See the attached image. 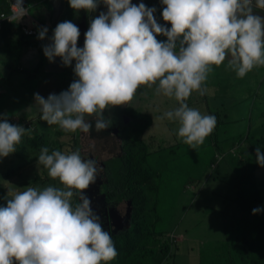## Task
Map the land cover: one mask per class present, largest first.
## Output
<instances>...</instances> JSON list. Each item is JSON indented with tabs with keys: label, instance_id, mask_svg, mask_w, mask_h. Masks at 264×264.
I'll list each match as a JSON object with an SVG mask.
<instances>
[{
	"label": "clouds",
	"instance_id": "clouds-1",
	"mask_svg": "<svg viewBox=\"0 0 264 264\" xmlns=\"http://www.w3.org/2000/svg\"><path fill=\"white\" fill-rule=\"evenodd\" d=\"M103 3L108 11L91 20L82 48L76 24L57 22L50 30L33 16L44 27L31 38H51L53 43L43 48L45 56L50 62L61 57L63 66L75 60L73 71L78 77L59 94L47 98L34 94L40 119L65 133H88L93 124L86 117H94L95 130H107L112 120L105 117L106 109L130 105L141 86L155 85L157 96L178 103L159 119L178 123L177 137L196 149L212 134L217 119L186 101L193 92L206 93L203 86L213 66L220 67L226 59L227 69L241 79L264 66V17L253 14V7L264 9V0H256L255 5L253 0H162V17L170 28L157 22L155 7L137 6L132 0ZM69 4L77 12L98 7L97 0H69ZM16 7L24 9L21 0ZM48 30L52 37H46ZM158 35L167 40L159 41ZM27 131L6 116L0 120V157L15 152ZM256 158L264 167L259 147ZM96 161L79 149L66 153L41 148L38 169L43 166L62 186L9 189L7 205L0 207V264H108L115 259L117 239L113 243L104 230L85 192L99 179ZM74 195L79 196L75 204ZM261 211L252 210L253 214ZM129 213L127 232L133 227L131 208Z\"/></svg>",
	"mask_w": 264,
	"mask_h": 264
},
{
	"label": "trees",
	"instance_id": "trees-1",
	"mask_svg": "<svg viewBox=\"0 0 264 264\" xmlns=\"http://www.w3.org/2000/svg\"><path fill=\"white\" fill-rule=\"evenodd\" d=\"M37 5L51 9L50 0H38ZM153 7L156 8L154 16L158 17L162 14L165 6ZM9 11V0H0V14H8ZM67 16L69 14L66 12L65 6V11L60 17V22L67 19ZM38 20L43 23L42 19L39 18ZM17 33H19L21 38H15ZM30 48L36 49L37 51L39 48L42 51L35 39L20 34V26L18 24L8 23L6 21L0 23V62L6 66L7 73H9V69L10 71L18 69L22 63V54ZM261 67H263L264 71V66ZM2 69L0 66V70ZM22 70L25 69L23 68ZM35 70L38 71L36 73L38 77V75H41L42 66H37ZM26 71L31 72V70ZM47 72L52 74L54 79L57 80L59 78L58 76L66 72V70ZM3 77H5L4 73L1 74V78ZM259 85L260 90H255L251 98L249 113L244 122V132L238 134L234 140H232V137L230 139L224 138L222 141L221 137L218 134L216 135V133L210 137L214 141L213 145L217 152H219L218 154H221L223 157L227 155L229 162L227 168L229 167L230 169L228 172L230 182L227 185L233 188L230 206L236 205L237 215L235 219L226 218L227 233L230 231L237 232L239 230L242 232L238 240L235 239L229 243V250L232 253L230 259H226L220 263L216 262V264H264V176L259 177L258 175V168L264 167L256 163V148H261V152L264 153V78ZM0 94L2 93L0 92ZM210 110L215 112L214 115L217 119L216 127L226 124L225 119H228L230 116L228 112L226 113L225 110H222L224 112L222 115L220 109H212L211 106ZM5 116L11 124L24 127L25 129H29V131L22 136L21 142L23 144L17 145L19 151L15 155L19 158L18 162H14L7 157L4 159L0 157V207L7 205V199L10 198L8 196L9 189L12 192H18L25 190L27 186L34 187L32 182L37 181L29 175L28 169L26 171L24 168V164L32 162L34 157L37 154L39 155L41 148H50L54 145L55 139L53 136H62V133L51 129L52 125L44 126L36 118H20L18 120L16 117H10L5 114L0 117V120ZM134 122L137 123V118ZM91 123L93 124V128L91 129L90 136L100 147L99 150H102L104 153L105 146L110 145V141L117 145L116 151H110L109 161L104 162V164H116L125 171V173H118V178L114 179L117 187L115 190L110 191L108 202L115 201L119 197H122L124 202L128 200L130 206L128 203L127 205L131 208L133 221L131 230L119 234L116 237L117 243H115L116 239H114L113 243H115L114 245L118 254L108 264H173L174 252L176 246H178V240L172 239L170 232H165L158 228L161 220H155L153 222L146 217L147 211L157 205L160 188L155 179V174L149 173L141 163L143 162L142 160L149 158L151 154L133 153L135 147L145 146L144 141L138 138L124 140L123 137L129 132L126 130L124 123L120 124L119 135H116L114 131V127L117 125L113 123V120L112 126L109 129L100 132L95 130V122ZM151 124V118H141L138 123L139 127H142L138 133L139 138L143 136L145 130ZM90 136L88 137V142ZM117 139H120L121 143ZM71 147L73 151L80 150V139H74ZM235 147L236 149H234ZM49 150H54V148ZM230 150L235 151V153H225ZM80 153L86 152L80 151ZM178 156V153H171L170 158L178 159ZM193 156L196 158L194 154ZM216 158L217 155L215 159L213 158L211 164H216ZM204 167L205 175L199 180V183L206 180L207 177L214 180L220 179L221 174H215L213 170L206 176V169L211 166L204 163ZM159 176L162 177L161 175ZM55 181L52 186L58 187L60 183L58 180ZM40 187L44 188L46 186L41 185ZM120 200L121 198H119ZM76 201H78L77 195H74L73 202ZM254 208H261L262 211L251 215L250 212ZM241 213H244L246 217L243 219L237 218ZM254 216H256L255 220L258 222L257 225H251L247 222V218H253ZM244 230H246L245 233L243 232ZM171 257H173V262L169 261Z\"/></svg>",
	"mask_w": 264,
	"mask_h": 264
},
{
	"label": "rangeland",
	"instance_id": "rangeland-1",
	"mask_svg": "<svg viewBox=\"0 0 264 264\" xmlns=\"http://www.w3.org/2000/svg\"><path fill=\"white\" fill-rule=\"evenodd\" d=\"M37 2L38 0H28L31 16H34L36 13ZM157 39L163 42L167 40V37L158 35ZM226 66L227 59L220 67L213 66L214 70L209 74L208 80L203 86L207 89L206 93L203 95V100L197 99L193 102L194 96L198 97L199 95L198 92H193L191 97L186 101L190 107L198 109L202 114L214 115L210 111V113L208 112V103L212 109L218 108L220 109V112L225 110L226 113H229V118L225 119L226 124L219 125V127H216V125L213 130L221 137L222 141L224 138L230 139L232 137V140H234L238 134L244 132V122L249 113L252 95L255 90H260L259 84L264 78L263 67L254 68L241 79L237 78L235 72L228 70ZM155 87V85H153L152 88L141 86L136 93L138 96L140 93L143 97L148 96L140 103L135 104L136 108L141 109L136 110L141 112L137 114V123L131 122L128 124V117H125L124 119L112 117L114 124L121 123L123 120L126 130L129 131L127 135L123 137L124 140L136 139L139 137L138 133L141 131L142 127L140 128L138 123L141 118L149 119L154 117L162 123L160 127H154V129L144 137V141L148 145V154H151V156L144 161L142 160L143 162L141 163L149 173L155 174V179L160 188L157 197V205L147 211L146 217L153 222L155 220H161L158 228L165 232H170V236H173L178 240L179 251L178 254H176V257H178V264H216V262H224L226 259H230L232 253L229 250V243L230 241L232 242L235 239L238 240L241 237L242 232H240V230L227 233V226H225L223 233L220 234L215 241L206 244L201 250H198L197 248L200 246L201 242L206 241L204 237L207 235L205 229L209 230L210 228V225L208 224L217 220L221 212H227V215L232 217H236L237 215L236 206L230 207L233 188L227 185V183L230 182L228 173L230 169L229 167H226L229 163L227 155L223 157L221 154H218L219 152H217L213 145V139H210L212 134L196 149L190 148L182 141L173 142L172 140L176 138L175 133L179 127L178 123L167 119L160 120L159 117L163 115L164 112L178 107V103L172 99L166 106L162 102H160L161 104H156V98L160 101L161 97L164 96H157L154 91ZM167 100L169 101L170 98H167ZM146 109L151 110L147 113ZM223 113L224 112H222V115ZM217 130H219V133ZM132 131L133 135L130 134ZM71 138L72 137L66 136L60 139L63 143H69L68 145L71 146ZM234 149H236V147ZM233 150L225 153H235ZM134 153H144V151L134 148ZM171 153H178L179 158L171 159ZM91 155L98 156L97 153H91ZM216 155L217 162L211 171L213 170L215 174L220 173V179L214 180L207 177L206 180L199 183V180L205 175L204 163L210 166ZM4 158L6 157H1V159ZM7 158L12 159L14 162H18L19 160L18 156L14 153H10ZM103 158L107 161L110 158V155H104ZM37 159L38 154L34 157L33 161ZM29 166L30 163L24 164V167L27 169ZM258 169L259 177H263L264 168ZM206 170L207 176L211 171L209 170V167ZM29 174L32 178L41 176V180L34 185V187L43 189L40 186L44 180H47L44 186L47 187L54 185V183H51L50 180H48L52 178H46L49 177L47 169L43 166H40L38 169L37 162L33 163ZM187 184L189 185L186 187ZM61 186L62 185L59 184L58 187ZM194 190L197 191L193 193ZM197 192H199V199L211 206V209H196L192 207ZM186 195H188L187 201L190 205L191 212L187 219L183 220L180 217L182 211H179V207L183 205ZM222 195L224 196L227 205L225 208L222 206ZM250 213L251 215H255L252 211ZM245 217L244 213H241L237 218L243 219ZM255 217L256 216L253 218H247V222L251 225H257L258 222L255 220ZM243 232L245 233L246 230Z\"/></svg>",
	"mask_w": 264,
	"mask_h": 264
},
{
	"label": "crops",
	"instance_id": "crops-1",
	"mask_svg": "<svg viewBox=\"0 0 264 264\" xmlns=\"http://www.w3.org/2000/svg\"><path fill=\"white\" fill-rule=\"evenodd\" d=\"M65 2H66V12H68L69 16H67V19H65L64 21H68V19L73 15L74 9L70 7L69 0H65ZM27 4H28V0H27ZM33 6H35V5H33ZM161 6H165V5H161ZM9 10H10V4H9ZM52 11H53L52 6H51V9H49L47 7H44V6H38L37 5V10H36V13L34 15V17H36L37 19H39V18L42 19L43 24L46 25L48 28H50V30L52 27ZM82 11H83V9L79 10L78 12H75V14L81 13ZM30 12H31V10H30ZM9 13H10V11H9ZM155 18L157 19L158 23L162 24V26H166L168 28L171 27V24L169 22H166L163 20L162 14L159 15L158 17H155ZM58 23H60V19H59ZM58 23H57V25H58ZM75 24L79 27L80 25H82V22L77 21V22H75ZM20 34H21V27H20ZM80 34H81V40L83 42H85V35H83L82 30H80ZM15 38L16 39L21 38L19 33H17V36ZM78 45L80 46V37L78 40ZM21 59H22V63L19 65L18 69H13L12 71H10V69H9V73L6 72L7 71L6 66H4L0 62V66L3 68L2 70H0V92L2 93V94H0V117L6 114V115H9L10 117L11 116L16 117V119H18V120H20V118H27V119L28 118L29 119L30 118H34V119L36 118L39 120V122L42 125L50 126V125H48L47 121L40 119L41 113L39 111V106L37 104H35L36 101L34 98V94L39 93L44 98H47L52 93L59 94L60 92L67 90L69 88L70 84L75 79H78V77L75 76V73L73 71L76 62L74 60L72 62L71 66H65L66 72L61 73L58 76L59 78L56 80V79H54L52 74L48 73L47 71H44V67L45 68L49 67L50 61L48 60V58L45 55L42 54V51H40L39 48H38V51L36 49H32V48L25 50L24 53L22 54ZM46 61H47V63L45 64ZM37 66H42L41 75H38V77L36 76V73L38 71L35 70V68ZM23 68L25 70H22ZM26 70H31V72L26 71ZM3 73H4V76L6 78L3 77L1 79V74H3ZM138 91H139V89L137 90V92ZM147 97L148 96L143 97V95L141 93L139 94V96L135 95V97L132 100V102L130 103V105H122V106H116V107L108 108L105 110L104 115L106 118H111V120H113V118L124 119L125 117H128V120H129L128 124H130L131 122H134V120L136 118L138 120L137 114L141 113V112L136 111V110H141V109L136 108L135 104L140 103L144 98H147ZM197 99L203 100L204 99L203 95L199 94L198 97L194 96L193 102H195V100H197ZM156 100H157L156 104H161L160 102H162L166 106V105H168V103L172 99H170L168 101L167 97H161L160 101L157 98H156ZM132 106H134V107H132ZM207 108H208V112L210 111L213 114L215 113V112L210 110L209 103L207 105ZM151 109H146L147 113ZM151 119H152L151 126L147 130H145L144 136H142L141 138L138 137L139 140L142 139L144 141L145 140L144 137L146 135H148L154 129V127L158 128L162 125V123H160L158 119H156L154 117H152ZM86 120L89 122H95L94 117H86ZM121 123H123V120ZM121 123L116 124L117 126L114 127V131H115L116 135H119V132H120L119 127H120ZM51 129L53 131H57V132L62 133V136L61 137H56V136L54 137L53 136V138L55 139V142L53 143L54 145H52L49 149L54 148V150H61L62 152H66V153L73 151L72 147L68 145L69 143H63L60 139L62 137L69 136V137H72L71 141H73L74 139H80V142H81L80 151H85L87 153H97L98 156H95L96 158H99L101 156L103 157L104 155H109L111 150L116 151L117 145L115 143H113L112 141H110V145L105 146L106 149H105L104 153L102 152V150H99L100 147L97 145L96 141L94 139H92L90 136L91 130L88 133H83L80 130H77L75 133H65L56 125H52ZM217 132L219 133V130H217ZM214 133L215 132L213 131L212 134H214ZM130 134L133 135V131ZM216 135H217V133H216ZM89 136H90V140L88 142ZM175 136H176V138L172 140L173 142L181 141L177 137V132L175 133ZM117 141L119 143H121L120 139H117ZM143 143L145 145L144 147H135V148H138L139 150L144 151V153H149L147 143L145 141ZM21 144H23V142H21ZM17 151H19V149H16V151L13 153L16 154ZM49 151H52V150H49ZM133 153H134V151H133ZM114 155H116V153H114ZM107 161H109V159ZM107 161H104V162H107ZM36 162H37V160L30 162L28 172H30V168L33 165V163H36ZM214 165L215 164H213V163L210 165L211 166L209 168L210 171L214 167ZM108 166H109V177L111 179V185L109 186V189L107 191L108 195H109L110 191L115 190V188L117 187V184L115 183L114 179L118 178V173H125V171L123 169L119 168L116 164L108 165ZM227 166L228 165H226V167ZM24 168L27 171V168L26 167H24ZM46 178H50V177H46ZM35 179L37 182H32L33 185H36L41 180V176H37ZM48 180H50L51 183L56 182L53 179H48ZM46 182H47V180H44L41 183V185H44ZM195 191H197V190H194L193 193H195ZM198 194H199V192H197L195 194L196 198H195V201H194L192 207H194L196 209H211V206L204 203L203 200L199 199ZM119 198H121L120 201H119ZM119 198H117L113 202L118 204V206L121 207L123 209V211H125V207H126L127 203L129 204V202H128V200L126 202H124V199L122 197H119ZM187 198H188V195H186V197L184 198L183 205L181 207H179V211L180 210L182 211L180 217L183 220H186L189 213L191 212L190 205L187 201ZM77 199H78V201L73 202V204L79 202V196L78 195H77ZM221 199L223 201L222 206L224 208L227 207L226 201H225V198L223 195L221 196ZM234 206H236V205H234ZM234 206H232V207H234ZM151 207H152V205H151ZM226 218L235 219V217L227 215V212H221L219 215V218L217 220H214L211 224H208V225H210V228H209V230L205 229V233L207 235L204 238L206 239V241L200 243V246L197 248L198 250H201V248L203 246H205L206 244L215 241L217 239V237L223 233L225 226H227V223L225 221ZM126 232H127V230H126ZM170 237L172 239H175L173 236H170ZM181 241H183V240H181ZM181 241H179V242H181ZM178 251H179V247L176 246V250L174 252L175 255H174V263L173 264H178V257H176V254H178ZM169 261L173 262V257H171V259ZM166 263H167V261H166Z\"/></svg>",
	"mask_w": 264,
	"mask_h": 264
},
{
	"label": "flooded vegetation",
	"instance_id": "flooded-vegetation-1",
	"mask_svg": "<svg viewBox=\"0 0 264 264\" xmlns=\"http://www.w3.org/2000/svg\"><path fill=\"white\" fill-rule=\"evenodd\" d=\"M96 166L99 172L98 181L91 184L85 190L86 195L91 199V204L94 212L100 217V223L105 231H108L112 240L116 239L119 234L128 230L131 226L130 207L126 205L125 211L113 201L108 202V189L111 185L109 177V168L106 167L102 156L97 158ZM123 218L124 222L121 224L120 220Z\"/></svg>",
	"mask_w": 264,
	"mask_h": 264
},
{
	"label": "water",
	"instance_id": "water-1",
	"mask_svg": "<svg viewBox=\"0 0 264 264\" xmlns=\"http://www.w3.org/2000/svg\"><path fill=\"white\" fill-rule=\"evenodd\" d=\"M97 2H98V7L96 10H94L92 12H88L87 10L83 9V11L81 13H78V14H75V12H77V11L74 10L73 15L68 20L74 24L77 21H81L82 25H80L79 28H80V30H82L83 35H85L87 30L89 29L91 20L97 18L101 12L106 13L108 11L107 6L103 3V0H97ZM132 3L137 5V6L140 3H144L148 8H152L153 6L163 5L162 0H132ZM255 3H256V0H253V5H255ZM50 5L52 6V9H53V11H52V27L54 28L58 22V19H60V17L64 14L66 3H65V0H50ZM253 14L264 17V9H259V8L253 7ZM51 43H53L51 38L39 39L37 41V44L39 45V47L41 48L42 51H43L44 46L50 45ZM83 46H84V42L81 40V34H80V46L79 47L82 48ZM43 54H44V51H43ZM46 63H47V61L45 62V64ZM64 70H65V66H63V64H62V58L61 57H56L55 62H50V65L48 68L44 67V71H49V72H53V71L60 72V71H64ZM120 222H121V224L124 222L123 218H121ZM130 227L131 226H129V228Z\"/></svg>",
	"mask_w": 264,
	"mask_h": 264
},
{
	"label": "built area",
	"instance_id": "built-area-1",
	"mask_svg": "<svg viewBox=\"0 0 264 264\" xmlns=\"http://www.w3.org/2000/svg\"><path fill=\"white\" fill-rule=\"evenodd\" d=\"M10 4V13H1L0 14V23L6 21L8 23H18L21 26V31L23 36L26 37H38L39 30L44 27L38 20L31 16L26 0H21V6L23 10L16 7L17 0H9ZM19 13V15H15ZM12 18V19H10ZM52 37L53 32L48 30L46 37ZM215 166V165H214Z\"/></svg>",
	"mask_w": 264,
	"mask_h": 264
}]
</instances>
